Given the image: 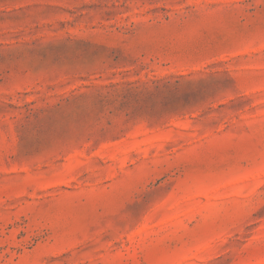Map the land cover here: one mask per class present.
Instances as JSON below:
<instances>
[{
    "label": "rangeland",
    "instance_id": "1",
    "mask_svg": "<svg viewBox=\"0 0 264 264\" xmlns=\"http://www.w3.org/2000/svg\"><path fill=\"white\" fill-rule=\"evenodd\" d=\"M0 264H264V0H0Z\"/></svg>",
    "mask_w": 264,
    "mask_h": 264
}]
</instances>
